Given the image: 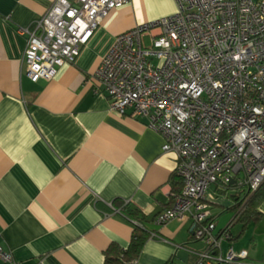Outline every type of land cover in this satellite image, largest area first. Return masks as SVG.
Masks as SVG:
<instances>
[{
	"label": "crops",
	"instance_id": "obj_1",
	"mask_svg": "<svg viewBox=\"0 0 264 264\" xmlns=\"http://www.w3.org/2000/svg\"><path fill=\"white\" fill-rule=\"evenodd\" d=\"M53 1L0 0V245L19 264H102L109 244L125 248L130 239L132 222L113 202L120 199L150 231L135 264H195L205 244L193 238V222L155 221L173 201L175 155L162 151L163 136L145 117L111 112L95 76L116 36L174 12V1L129 0L111 10L74 62L34 82L24 75L27 36L17 29L32 28ZM207 193L213 231L228 226L231 237L222 253L231 245L247 251L241 264H264V199L262 219L243 229L253 232L246 246L231 224L243 191L210 185ZM223 211L231 217L218 225Z\"/></svg>",
	"mask_w": 264,
	"mask_h": 264
},
{
	"label": "built area",
	"instance_id": "obj_2",
	"mask_svg": "<svg viewBox=\"0 0 264 264\" xmlns=\"http://www.w3.org/2000/svg\"><path fill=\"white\" fill-rule=\"evenodd\" d=\"M128 1L54 0L32 28L17 29L27 36L24 75L51 80ZM173 1L174 12L116 36L95 76L111 112L145 117L163 136L162 151L175 155L182 187L155 221L193 222V238L205 244L195 264H241L245 249L222 253L230 234L213 231L206 196L210 185L234 186L245 200L264 183V0ZM0 264H19L2 245Z\"/></svg>",
	"mask_w": 264,
	"mask_h": 264
},
{
	"label": "trees",
	"instance_id": "obj_3",
	"mask_svg": "<svg viewBox=\"0 0 264 264\" xmlns=\"http://www.w3.org/2000/svg\"><path fill=\"white\" fill-rule=\"evenodd\" d=\"M170 184L172 194L180 192L182 181L175 171L170 176ZM262 199H264V183L253 193L247 195L245 200H241L239 203L233 205L232 211L235 214L231 224H241L238 237L242 235L243 229H245L250 222L256 223L262 219V214L258 210V204H260ZM113 202L119 206L121 213L131 220L133 228L130 233L129 242L125 248L120 247L114 242L106 247L102 264H128L132 258H136L139 255L144 243L150 237V231L144 222L146 221V216L140 210L129 203H124V201L120 199H116ZM230 238L229 236V239ZM218 264L225 263L221 262Z\"/></svg>",
	"mask_w": 264,
	"mask_h": 264
},
{
	"label": "rangeland",
	"instance_id": "obj_4",
	"mask_svg": "<svg viewBox=\"0 0 264 264\" xmlns=\"http://www.w3.org/2000/svg\"><path fill=\"white\" fill-rule=\"evenodd\" d=\"M144 44L145 45H149V38L148 37H144ZM230 190V189H229ZM228 189H227V193H226V195H231L232 194V191H229ZM209 196H211V194H208L207 193V198H208V200H210V202H211V199L212 198H214L213 196H211V199H210V197ZM234 213V212H233ZM229 217H231V213H227V212H225V211H223L221 214H220V216H219V219H218V225H222V224H226V222H228L229 221ZM240 227V228H239ZM238 229H241V224L240 223H235V226L233 227L232 226V231L233 232H236V230H238ZM253 232H252V230L249 228V230H247V232L243 235H241V239H240V241L239 242H241L242 244H244V245H246V246H248V241H249V238H250V236L251 235H253L252 234ZM256 235V234H255ZM261 237L258 235V236H256V242L258 243V245L260 246L261 244H262V242H261V239H260ZM223 243V244H222ZM221 243V249H223L224 251H225V249H226V245H225V243L224 242H222ZM259 246H257L258 248H259ZM260 248H262V247H260Z\"/></svg>",
	"mask_w": 264,
	"mask_h": 264
}]
</instances>
